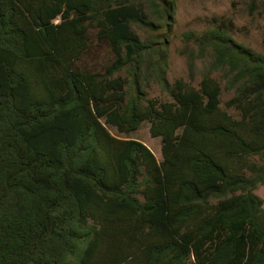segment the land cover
Returning a JSON list of instances; mask_svg holds the SVG:
<instances>
[{"label": "trees", "instance_id": "16d2710c", "mask_svg": "<svg viewBox=\"0 0 264 264\" xmlns=\"http://www.w3.org/2000/svg\"><path fill=\"white\" fill-rule=\"evenodd\" d=\"M174 13L0 0V264H264V55L225 24L188 32L190 68L209 65L170 83ZM102 45L100 70L80 63ZM144 122L160 161L109 130Z\"/></svg>", "mask_w": 264, "mask_h": 264}, {"label": "rangeland", "instance_id": "374dc122", "mask_svg": "<svg viewBox=\"0 0 264 264\" xmlns=\"http://www.w3.org/2000/svg\"><path fill=\"white\" fill-rule=\"evenodd\" d=\"M220 24H225L233 39L249 47L252 51L264 55L262 36L264 32V0H175V13L172 31L167 50L168 70L166 78L170 83L177 80L192 83L196 86L209 65L206 60L196 58L189 66L190 52L194 48L192 42L184 37L185 33H204ZM109 51L105 46H94L90 54L85 55L81 64L91 70L100 68L109 61ZM148 98L169 100L168 95L158 84H151L147 89ZM232 97V93L223 91L224 102ZM232 112V111H231ZM111 134L120 138L136 139L144 143L161 160V140L153 138L149 132V124L142 123L139 130L124 135L114 127H109ZM255 193L264 201V186ZM264 208V204H263Z\"/></svg>", "mask_w": 264, "mask_h": 264}]
</instances>
